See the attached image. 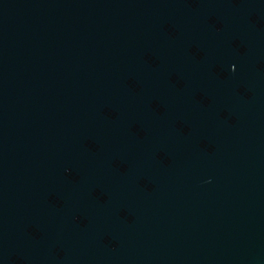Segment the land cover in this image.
Here are the masks:
<instances>
[{"label": "water", "instance_id": "obj_1", "mask_svg": "<svg viewBox=\"0 0 264 264\" xmlns=\"http://www.w3.org/2000/svg\"><path fill=\"white\" fill-rule=\"evenodd\" d=\"M0 264H264V0H0Z\"/></svg>", "mask_w": 264, "mask_h": 264}]
</instances>
